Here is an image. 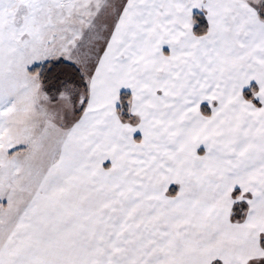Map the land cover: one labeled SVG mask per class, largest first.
<instances>
[{"label":"snow or ice","instance_id":"6c2138e0","mask_svg":"<svg viewBox=\"0 0 264 264\" xmlns=\"http://www.w3.org/2000/svg\"><path fill=\"white\" fill-rule=\"evenodd\" d=\"M0 264H264V0H0Z\"/></svg>","mask_w":264,"mask_h":264}]
</instances>
